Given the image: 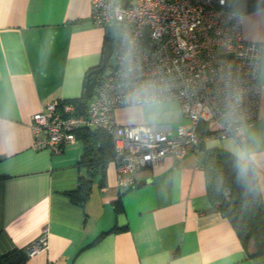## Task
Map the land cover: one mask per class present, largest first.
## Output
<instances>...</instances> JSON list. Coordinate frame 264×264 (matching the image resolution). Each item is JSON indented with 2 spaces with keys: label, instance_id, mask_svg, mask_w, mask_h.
Here are the masks:
<instances>
[{
  "label": "crops",
  "instance_id": "obj_1",
  "mask_svg": "<svg viewBox=\"0 0 264 264\" xmlns=\"http://www.w3.org/2000/svg\"><path fill=\"white\" fill-rule=\"evenodd\" d=\"M241 28L261 44L258 114L243 126L245 139L204 137L180 159L166 155L139 169L136 184L144 183L126 189L110 160L78 203L69 192L90 175L80 164L82 141L59 152L36 148L30 120L51 102L85 95L108 28L92 22L90 0H0V254L27 252L45 230L46 247L27 253L24 264H264V252L252 255V239L245 250L209 198L203 168L210 147L253 162L264 200V6L242 13ZM114 115L121 124L173 129L189 122L176 100L122 106Z\"/></svg>",
  "mask_w": 264,
  "mask_h": 264
},
{
  "label": "built area",
  "instance_id": "obj_2",
  "mask_svg": "<svg viewBox=\"0 0 264 264\" xmlns=\"http://www.w3.org/2000/svg\"><path fill=\"white\" fill-rule=\"evenodd\" d=\"M90 2L94 25L117 30L113 63L97 78L85 115L71 101L32 114L34 147L59 152L76 141L78 128L99 127L113 140L117 185L126 189L136 184V171L166 155L180 159L204 137L245 139L243 126L258 114L261 44L243 35L229 0ZM159 100L178 101L188 124L173 129L115 118L118 107ZM201 121L209 124L204 131ZM46 245L44 230L27 253Z\"/></svg>",
  "mask_w": 264,
  "mask_h": 264
},
{
  "label": "trees",
  "instance_id": "obj_3",
  "mask_svg": "<svg viewBox=\"0 0 264 264\" xmlns=\"http://www.w3.org/2000/svg\"><path fill=\"white\" fill-rule=\"evenodd\" d=\"M262 6L264 0H229V8L240 14ZM114 39L113 35H109L106 43L114 44ZM100 77L101 74L98 79ZM90 98L91 96L84 95L82 98L66 101L75 104V113L85 115ZM75 134L76 139L79 138L83 143L80 164L90 172L88 177L80 178L75 190L69 192L74 202L81 203L89 195L96 174L101 173L103 176L107 163L114 160L115 149L111 136L99 127L83 126ZM203 168L208 196L229 220L243 248L247 250L248 242L252 239L255 243L252 255L264 252V200L256 179L257 168L254 163L228 150L210 147L205 149ZM226 189H229L228 198L225 197ZM26 258V250L14 249L0 254V264H24Z\"/></svg>",
  "mask_w": 264,
  "mask_h": 264
},
{
  "label": "water",
  "instance_id": "obj_4",
  "mask_svg": "<svg viewBox=\"0 0 264 264\" xmlns=\"http://www.w3.org/2000/svg\"><path fill=\"white\" fill-rule=\"evenodd\" d=\"M112 47L113 43L112 42H107L105 44L104 50H103V57L100 66L94 68L93 70L89 71L87 73V78H86V84H85V89H84V94L86 96H91L93 93V89L96 85L98 75L104 70V68L107 65V62L111 56L112 53ZM144 181L138 182L136 185L140 186L143 184Z\"/></svg>",
  "mask_w": 264,
  "mask_h": 264
},
{
  "label": "rangeland",
  "instance_id": "obj_5",
  "mask_svg": "<svg viewBox=\"0 0 264 264\" xmlns=\"http://www.w3.org/2000/svg\"><path fill=\"white\" fill-rule=\"evenodd\" d=\"M108 34L110 35H117V30L114 28V29H108ZM114 43H115V39H114ZM113 63V54L110 56L109 60H108V65H106V67L104 68L103 72H107L109 70V64L111 65Z\"/></svg>",
  "mask_w": 264,
  "mask_h": 264
}]
</instances>
